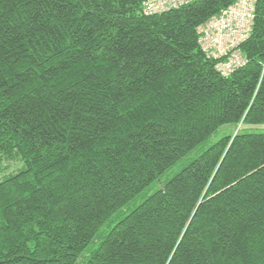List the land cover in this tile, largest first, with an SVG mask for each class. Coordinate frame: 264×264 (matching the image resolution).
Listing matches in <instances>:
<instances>
[{
  "label": "trees",
  "instance_id": "trees-1",
  "mask_svg": "<svg viewBox=\"0 0 264 264\" xmlns=\"http://www.w3.org/2000/svg\"><path fill=\"white\" fill-rule=\"evenodd\" d=\"M144 1L0 0V264H264V0L228 76Z\"/></svg>",
  "mask_w": 264,
  "mask_h": 264
},
{
  "label": "built area",
  "instance_id": "built-area-1",
  "mask_svg": "<svg viewBox=\"0 0 264 264\" xmlns=\"http://www.w3.org/2000/svg\"><path fill=\"white\" fill-rule=\"evenodd\" d=\"M192 0H146L143 12L147 15L177 8ZM256 0H237L218 15L198 27V44L207 57L214 59L215 69L228 76L246 64L239 46L251 35Z\"/></svg>",
  "mask_w": 264,
  "mask_h": 264
},
{
  "label": "rangeland",
  "instance_id": "rangeland-1",
  "mask_svg": "<svg viewBox=\"0 0 264 264\" xmlns=\"http://www.w3.org/2000/svg\"><path fill=\"white\" fill-rule=\"evenodd\" d=\"M142 12H143V7H142ZM156 14H158V13H156ZM238 127L234 124H226V125L220 127L219 130L217 131V133H215L211 137L209 143H213V142L217 141L220 137H222L224 135L235 134ZM243 128H244V131H246V132H264V124L245 125ZM192 157H193V155H189L183 161L178 162L176 165H174L167 172L166 176H169V175L175 173L176 171H178L180 169V167H182V165H184ZM20 166H22V163H18L15 161L4 162V163H2L1 167H4L5 169L3 170V172L0 171V176H2L4 173L13 172L14 170H16Z\"/></svg>",
  "mask_w": 264,
  "mask_h": 264
}]
</instances>
